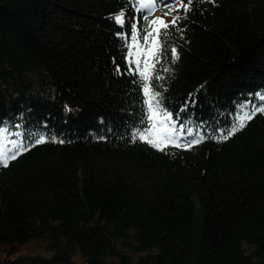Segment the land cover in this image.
<instances>
[{
  "label": "trees",
  "instance_id": "trees-1",
  "mask_svg": "<svg viewBox=\"0 0 264 264\" xmlns=\"http://www.w3.org/2000/svg\"><path fill=\"white\" fill-rule=\"evenodd\" d=\"M140 2L0 0V130L47 141L0 164V264H264V113L220 139L264 107V0ZM145 15L186 16L151 84L191 148L132 139Z\"/></svg>",
  "mask_w": 264,
  "mask_h": 264
},
{
  "label": "snow or ice",
  "instance_id": "snow-or-ice-1",
  "mask_svg": "<svg viewBox=\"0 0 264 264\" xmlns=\"http://www.w3.org/2000/svg\"><path fill=\"white\" fill-rule=\"evenodd\" d=\"M193 0H180V7L177 8L175 0H172L170 4H166L164 7L168 9L165 15L169 12H179L182 8L185 13L192 11ZM156 6V0H141L138 7L140 10L147 9L149 15L154 11ZM149 15L143 17L146 20L147 27L144 28V35L140 37V33L133 26V33L131 36L132 43L129 45L128 56L130 65H135V70L130 67L129 72L132 74H138L140 82L142 84V91L145 96V105L147 106V122L148 127L144 130H136L132 133L133 141L139 139L143 142L148 143L152 147L159 151H164L169 146L175 148H191L193 144H199L202 142V136H195L192 140H187V136H192L190 131L181 125L179 128L176 126V122L172 120L171 113L167 112L161 107V100L159 99L160 93L155 91L151 80L155 71V64L159 62L160 56L167 52V37L169 35V29H177L179 21L186 19V16L181 17L175 15L172 17L171 23H167L161 17L155 19H149ZM116 23L121 26L124 25L125 19L124 14L120 13L115 17ZM142 38L143 45L139 43V39ZM173 62L179 59V53L175 47L170 49ZM145 58L140 59L141 56ZM151 58V59H149ZM120 69L117 67V72ZM169 71V69H164ZM155 79L159 80L162 77L156 73ZM264 99V97H261ZM264 113V107L253 108L250 113H244L239 116L233 126L222 133L220 136L221 140H228L236 132L246 127L247 122L253 119L257 113ZM186 133V135H185ZM18 135L19 139L10 138L7 134V129L0 130V164L7 167L10 160H15L19 155L29 150L30 146L35 144L45 143L46 138L44 136H38L33 138L31 133L25 136L23 133L13 134ZM185 140V143H181V140ZM63 143V141H60Z\"/></svg>",
  "mask_w": 264,
  "mask_h": 264
},
{
  "label": "rangeland",
  "instance_id": "rangeland-1",
  "mask_svg": "<svg viewBox=\"0 0 264 264\" xmlns=\"http://www.w3.org/2000/svg\"><path fill=\"white\" fill-rule=\"evenodd\" d=\"M34 248H36L35 245L28 244L23 248V252H33Z\"/></svg>",
  "mask_w": 264,
  "mask_h": 264
}]
</instances>
